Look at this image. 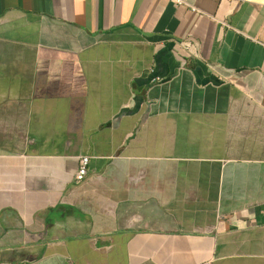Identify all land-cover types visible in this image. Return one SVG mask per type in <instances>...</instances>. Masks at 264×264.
I'll return each mask as SVG.
<instances>
[{
    "label": "crops",
    "instance_id": "obj_1",
    "mask_svg": "<svg viewBox=\"0 0 264 264\" xmlns=\"http://www.w3.org/2000/svg\"><path fill=\"white\" fill-rule=\"evenodd\" d=\"M182 1L0 0V264H264V0Z\"/></svg>",
    "mask_w": 264,
    "mask_h": 264
},
{
    "label": "built area",
    "instance_id": "obj_2",
    "mask_svg": "<svg viewBox=\"0 0 264 264\" xmlns=\"http://www.w3.org/2000/svg\"><path fill=\"white\" fill-rule=\"evenodd\" d=\"M175 3H177L178 5H182L183 1L182 0H173ZM89 163H90V158L85 157V158H81L80 160V166H79V170L76 174V181L79 183L84 182L87 177H88V172H89ZM202 264H213L212 261H207L204 262Z\"/></svg>",
    "mask_w": 264,
    "mask_h": 264
}]
</instances>
